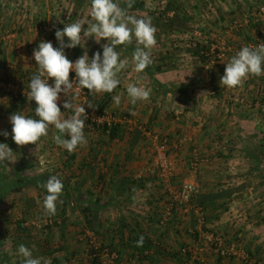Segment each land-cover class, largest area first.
<instances>
[{"label": "crops", "instance_id": "0c3cea01", "mask_svg": "<svg viewBox=\"0 0 264 264\" xmlns=\"http://www.w3.org/2000/svg\"><path fill=\"white\" fill-rule=\"evenodd\" d=\"M77 1L84 4L86 12L77 19L91 20L90 0ZM45 2L50 0L40 4ZM262 3L264 0H173L172 26L166 33L156 27L152 65L161 69L153 73L147 68L136 72L133 59L127 56V51L132 56L137 43L124 48L118 45L127 64L117 74L120 85L111 93L94 94L85 89L86 96L79 95L76 101H90L93 108L103 106L114 114V124L121 129L117 136L110 137L109 131L101 132L86 122L87 144L69 153L54 142V128L36 144L23 146L11 135H0V142H7L17 157L10 165L12 170L0 166V193L8 191L7 197L0 199V226L6 233L0 241V264H22L16 255L20 244L31 248L34 256L51 258L52 264H98L84 251L80 233L85 229L117 248L120 264H244L238 256L219 254L206 239L210 232L221 235L227 244L237 243L264 262V75H251L234 88L220 83L226 63L241 46L264 43L263 21L253 26ZM1 5L0 77L19 78L28 89L38 67L33 50L41 40L58 46L54 31L63 24L57 22L54 27L50 20L59 17L54 12L45 17L21 11V6ZM167 34L170 41L164 42ZM203 46L208 48L204 61L198 57ZM81 47L66 49L68 57L75 60L85 50L91 56L100 44L87 39ZM130 84L148 87L149 99L133 105L126 91ZM166 88L179 91L165 96ZM116 95L120 96L119 105L113 100ZM84 107L86 111L92 108L87 103ZM34 108L35 102L26 97L14 100L0 93V129L11 133L10 115L17 110L33 114ZM68 114L70 111L65 112ZM146 128L169 138L174 167L171 177L155 167V144L146 136ZM20 162L27 163L30 173L26 176L13 169ZM52 174L62 177L64 184L57 209H67L66 214L71 215L58 221L64 236L60 231L48 235L35 227L38 218L24 223L35 225L31 234L18 231L14 215L25 207L33 214L43 209V199L35 197L44 196L42 185ZM185 181L200 186L193 203L203 208L202 217L193 208L176 206L168 222L162 224L160 218L168 211L173 192ZM16 188L23 197L20 200ZM226 189L230 194L221 195ZM71 196L74 198L68 201ZM239 214L248 221L239 219ZM141 236L143 242L138 246ZM184 246L193 248L194 259L180 254Z\"/></svg>", "mask_w": 264, "mask_h": 264}, {"label": "clouds", "instance_id": "9594fccd", "mask_svg": "<svg viewBox=\"0 0 264 264\" xmlns=\"http://www.w3.org/2000/svg\"><path fill=\"white\" fill-rule=\"evenodd\" d=\"M90 4L91 20L81 18L71 23L60 20L62 28L55 27L53 22L58 46L41 40L33 50L38 67L29 79L26 94L29 102H35L33 114L22 110L13 112L9 117L11 133L0 129V135L5 138L11 135L17 145L23 146L36 144L41 137L49 134L50 128H54V142L71 153L87 144L85 123L88 114L84 105L87 103L92 107V104L90 101L76 103L81 90L87 89L94 94L111 93L121 83L117 74L127 64L121 59L117 46L130 44L135 39L139 46L133 51L132 59L138 73L144 72L153 63L151 50L157 40L151 17L128 15L127 9L121 7V0H90ZM127 6H132V0H127ZM87 39L100 44V49L91 56L85 50L75 60L70 59L66 49L81 47L82 40L86 44ZM102 40L105 42L101 43ZM70 71L75 74L71 79ZM251 75H264V43L241 46L226 63L220 83L229 88L242 86ZM126 91L133 105L148 100L151 94L148 87L137 84L128 85ZM113 100L120 104L119 95L113 96ZM69 111L70 114L65 115ZM16 160L15 151L9 144L0 142V164L11 165ZM42 186L46 190L43 208L48 215H55L64 188L63 179L52 174ZM142 242L141 236L137 245ZM16 255L21 258L22 264H52L51 258L34 256L32 249L25 244L18 246Z\"/></svg>", "mask_w": 264, "mask_h": 264}, {"label": "built area", "instance_id": "2783aa9c", "mask_svg": "<svg viewBox=\"0 0 264 264\" xmlns=\"http://www.w3.org/2000/svg\"><path fill=\"white\" fill-rule=\"evenodd\" d=\"M256 16L258 19L264 21V3L258 6L256 11ZM75 74H70V79ZM51 83V79L49 80ZM215 92V88L212 89ZM0 92L2 94H8L13 99L18 100L26 97L28 89L25 88L22 81L19 78H14L12 80H5L0 77ZM80 96L85 97V90H81ZM87 120L95 122L97 124H108L113 125L117 120L114 114L106 110H95L93 108L86 111ZM147 137L155 144L154 151V164L155 167L159 169V172L167 177H171L174 172L173 162L170 158L169 153V139L160 133L153 132L151 130L145 129ZM198 162H194L197 165ZM200 186L195 181H185L183 182L177 190L172 194L171 205L166 213L160 218V222L165 224L169 220L172 210L176 206H181L185 210L195 209L197 213L202 217L203 208L194 204L193 199L199 192ZM234 215V214H233ZM231 215V216H233ZM239 219L242 221H248L247 216L238 215ZM50 218L49 222L51 223ZM92 231L86 230L85 236L89 238L90 242V253L100 264H120V252L114 246L108 244L99 243ZM206 239L211 244V246L222 256L233 257L238 256L244 264H264L263 260L255 254L248 252L246 249L241 248L237 243L227 244L221 235L215 232L206 233ZM180 254L187 256L189 259H194L195 253L193 248L189 246H184L180 249Z\"/></svg>", "mask_w": 264, "mask_h": 264}, {"label": "rangeland", "instance_id": "374dc122", "mask_svg": "<svg viewBox=\"0 0 264 264\" xmlns=\"http://www.w3.org/2000/svg\"><path fill=\"white\" fill-rule=\"evenodd\" d=\"M40 1L41 0H30L31 3L27 4V3H25V0H21V2L19 0H3L4 4H2L0 2V5L2 4V5H4V8H6V7L10 8L11 7L12 9H14V8L16 9V7L21 6L22 7L21 11L23 10L24 12H27L28 14H30V13L34 14V12H36L39 15L43 14L45 17H48L49 15H51L54 12L56 14H59V17L56 16L59 18V20H57V18H55V16H53V18H55L54 20L52 18L50 20L51 22H55V24H57V22H60V20H64V21L78 20L77 17L80 14H82L81 17L82 16L85 17L86 12L84 11L85 10L84 4L79 3L77 0H54L55 1L54 3H53V0H50V2H45L44 5H42V3L40 4ZM88 4H90V3H88ZM88 4H85V5L87 6ZM172 5H173V0H132V6L130 8H128L127 2L124 0H121V7H124L127 9L128 15H134L137 17H151L152 23L154 24V26L158 27L159 29H163L164 33L168 32V30L170 29V27L173 24L172 10H171ZM87 10H88V8H87ZM90 10L91 9H89L88 11H90ZM166 37H167V39H165V37H164L163 41L169 42L170 37L168 38V34L166 35ZM131 43L135 44L136 43L135 39H133V41ZM123 46L124 45H122V47ZM126 54L128 57L132 58L131 51H127ZM151 55H152V59H154L153 49L151 50ZM93 109L98 110V108L96 109V107ZM86 122L92 123L91 121H86ZM92 124H94V123H92ZM94 126L98 127V129L101 132H104L101 126H96L95 124H94ZM147 130H151L153 132H156L150 128H147ZM156 133H160V132H156ZM160 134L167 137V135H164L162 133H160ZM18 154L20 155L21 152H18ZM0 166H2V165L0 164ZM18 166H19V168H18ZM8 168H10V170H12L10 165H5V168L3 167V170L5 171ZM13 169L19 170V172L24 171L23 173H19L21 175L24 174L23 176H26L27 172L30 173L29 168H27V163H25V162L18 163L15 167H13ZM4 189H6V188H4ZM16 189L18 192L17 194L19 196V200H20L22 197V195L19 193L20 189H18V188H16ZM7 192L8 191L6 190L2 194L0 193V199L7 197V195H8V194H6ZM35 198H39V199L42 198L43 199V196L40 195V196H37ZM72 198H74V197L71 196V198H69L68 201H70ZM64 210H65V208H64ZM67 212L69 213V211L67 209L65 210V212L59 211L57 209L55 215L50 216L45 212V210L43 208L40 212H36L37 214H35V213L33 214V212L26 210V207H25V209H22V211H17L16 215H14V218H16V217L18 218L15 221L17 223L18 231H20L24 234H31V230H32L31 228L37 227L40 230H43L44 233H46V234L48 233V235L49 234L52 235L53 233L58 234V231H60L61 236H64V233L61 232V228L59 227L60 223L58 221L62 220V222H63V220L69 219V217L71 215H67L68 214ZM33 218L34 219L38 218V221H36L38 223V225L34 223L36 226L35 225L26 226L24 224L26 221L33 220ZM50 218L52 219L51 223L49 222ZM22 228H26V229L24 230ZM86 230L91 231L90 229H85V230L81 231V233H80L82 238H83V242H84V248H85L84 251L87 252L89 254V256H91V258H93L98 264H100L90 253L89 238L84 235ZM67 232L70 234L69 231H67ZM94 235L96 237V240L99 243L105 244L102 242V240L96 234H94ZM61 244H62V242H61ZM53 245H56V244H53ZM64 245L66 246V249H68V244H64ZM56 249L58 250L57 247H55V250Z\"/></svg>", "mask_w": 264, "mask_h": 264}, {"label": "trees", "instance_id": "16d2710c", "mask_svg": "<svg viewBox=\"0 0 264 264\" xmlns=\"http://www.w3.org/2000/svg\"><path fill=\"white\" fill-rule=\"evenodd\" d=\"M256 11H257V9H256ZM260 21H262L261 19H258V22L256 21V23L254 22V27L255 26H257V24H259L260 23ZM250 23V22H249ZM263 23H264V21H263ZM205 47L206 46H203L201 49H200V52L198 53V57H199V59H202L203 61L204 60H206V59H208V56H206L205 55V53L208 51V48H206L205 49ZM216 53H217V51H216ZM218 57H216V59H217ZM147 69H148V71H150V73L152 72H154V70L156 69V70H160L161 69V67H160V65H158L157 67H154L152 64L150 65V66H148L147 67ZM2 78H4L5 80H12V79H14V78H11V77H9V76H6V75H3L2 76ZM165 85H163V89L165 88L164 87ZM164 91V90H163ZM178 92L179 90L178 89H176V90H171V89H169V88H166V91H164L163 93H164V95L165 96H168V95H172L174 92ZM1 93V92H0ZM182 98H180V100H181ZM183 102L185 103V105L187 106V104H188V101H187V99L186 98H184L183 99ZM98 110H103V106L101 107V108H98ZM92 123H94L95 125H99V126H101L102 127V129H103V131H109V134H110V137H115V136H117V134L119 133V131L121 130L120 129V126H119V124H113V125H108V124H106V123H104V124H97V123H95V122H92ZM230 192H231V190L230 189H226V190H224V191H222V193H221V195H224V196H228L229 194H230ZM219 195H216V196H211V197H209L208 199H213V198H216V197H218ZM0 224H1V222H0ZM22 229H26V228H22ZM6 238V233L5 232H3L2 231V228H1V226H0V241L2 240V239H5Z\"/></svg>", "mask_w": 264, "mask_h": 264}]
</instances>
